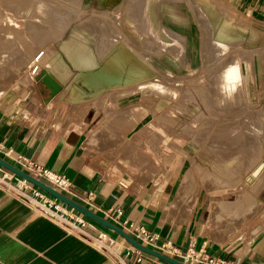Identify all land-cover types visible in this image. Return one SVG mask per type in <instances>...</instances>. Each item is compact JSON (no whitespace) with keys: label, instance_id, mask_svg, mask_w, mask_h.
Returning a JSON list of instances; mask_svg holds the SVG:
<instances>
[{"label":"crops","instance_id":"0c3cea01","mask_svg":"<svg viewBox=\"0 0 264 264\" xmlns=\"http://www.w3.org/2000/svg\"><path fill=\"white\" fill-rule=\"evenodd\" d=\"M227 5V10L251 12L250 27L261 24L252 12L264 11V0H231ZM222 26L230 39L237 37L228 24ZM131 37L128 36L129 41ZM241 55L237 58L243 60L239 63L244 83L238 89L241 95L236 105L257 106L251 112L261 121L264 98L259 93L264 89V75L256 74L251 79L244 70L257 63L246 62L247 59L260 60L264 65V55L254 50ZM56 56L61 69L49 73L61 82L62 89L55 96L36 77L20 81L16 88L0 96V157L27 173L31 171L24 161L63 176L68 187L57 189L59 192L143 245L129 223L171 241L180 250L192 245L202 248L211 258L232 264H264V181L259 179L258 189L254 187L251 192H233L236 189L232 188L198 193L189 203L177 201L175 177L163 167L164 161L163 166L151 170L149 164L142 165L147 159L136 154L138 162L134 152L125 149L122 156L136 165L138 162L137 166L144 170L130 174L118 170L110 156L116 147L113 144L121 137L106 123L117 108L134 107L133 85H102L97 76L104 74L95 72L101 68H64L63 60H67L59 52ZM146 89L135 91H142L143 98ZM145 104L141 99L135 106L144 108ZM140 134L137 138L147 137ZM170 156L176 160L175 154ZM148 173L152 174L144 180ZM41 180L51 185L46 179ZM19 183L18 176L0 166V264H168L137 250L115 231L45 192L57 207H50V213L44 212L41 199L32 195L33 188H21ZM218 204L232 206L221 210ZM110 208L121 210L115 221L110 220ZM249 208L253 211L245 215ZM77 216L84 218L83 225L77 222Z\"/></svg>","mask_w":264,"mask_h":264},{"label":"rangeland","instance_id":"374dc122","mask_svg":"<svg viewBox=\"0 0 264 264\" xmlns=\"http://www.w3.org/2000/svg\"><path fill=\"white\" fill-rule=\"evenodd\" d=\"M7 1L0 0V96L20 81L37 77L44 69L40 65L44 54L63 51L70 39L83 42L95 56L88 70L101 68L95 72L104 74L95 78L98 82L118 88L133 85L134 107L117 108L106 123L121 137L110 156L118 170L142 172L137 155L148 160L142 165L149 164L151 170L164 161L163 167L175 177L177 201L191 203L198 193L220 190L206 182L205 175H222L225 164L238 159L241 171L230 170L223 177L240 180L242 184L233 192L253 191L264 172V148L258 150L264 116L261 121L253 116L257 106L236 105L238 90L226 99V105L219 84L226 63L243 61L237 58L241 52L264 55V11L252 12L261 24L250 27L253 14L227 10L231 0H43L45 10L35 3L36 8L40 4L37 9L33 5L20 18L14 17L20 20L18 25L8 19ZM223 23L237 33L234 40L217 37ZM24 50L23 61L19 56ZM247 61L257 62L244 70L251 79L264 75L263 62ZM33 65L38 67L35 73ZM141 88H147L143 98L142 91H135ZM259 95L264 98L263 88ZM141 99L146 102L144 108L135 106ZM141 132L147 134L143 140L137 138ZM125 149L134 152L137 165L122 156ZM151 174H144V180Z\"/></svg>","mask_w":264,"mask_h":264},{"label":"bare ground","instance_id":"6f19581e","mask_svg":"<svg viewBox=\"0 0 264 264\" xmlns=\"http://www.w3.org/2000/svg\"><path fill=\"white\" fill-rule=\"evenodd\" d=\"M37 2L41 3V2H43V0H17V1L9 0V1H7L6 2V4H7L6 9L8 11H10V12H8L9 14H7L8 15V19H10L12 23L14 22V23H17L19 25L20 24V22H19L20 20H16V19L14 20V17L15 18L16 17L20 18L21 15L26 13V11L31 6L35 5V3L37 4ZM22 4H25V5L22 6ZM41 5H42V3H41ZM38 6H37V8H38ZM35 8H36V5H35ZM35 8H34V10L37 9V8L36 9ZM48 8H46V9H48ZM39 9H40V7H39ZM31 10H33V7H32ZM31 10H29L30 13L32 12ZM34 10H33L32 13L35 15ZM43 10H45V8ZM30 13H29V15H30ZM37 13H38V11H37ZM34 15H33V17H35ZM42 15L43 14H40L39 16H42ZM25 16H26V14H25ZM39 16L37 15V17H39ZM217 37L219 39H230L231 38V36L229 35V33L227 32V30H226V28L224 26L220 27V29H219V31L217 33ZM26 52H27V50H24L23 53L19 56V57H21V59L23 61L26 58V54H27ZM58 52L61 55H63L65 57V59L67 60V61L63 60L62 66L64 68L66 66L70 65V67H73L77 71H85V70L88 69L87 67H91L94 64V62H95L93 60V59H95L94 54L91 52V50L89 49V47L85 43L70 39L66 43L63 44V51H52L51 53H48L46 55L44 54V56L42 57L41 60L43 62L40 65L47 64V65L44 66V69L47 70L48 72L52 73V74L55 73V69H61L60 61H58V58H57L58 56H56V53H58ZM42 53H43L42 51L37 53L35 55V57H34V61H36L38 58H40ZM46 59H47V62H46ZM41 60H40V62H41ZM68 62H69V64H68ZM232 63H234V62H231L230 64H232ZM29 65H27V66H29ZM32 68H33L32 69L33 73H35L36 70L38 69V67L36 65L34 67H32ZM95 69H97V68H95ZM161 87L162 86H160L158 88H161ZM199 112H201V111H199ZM199 114H201V113H199ZM196 117H197V115L195 116V119H196ZM262 139L263 140H261V145L259 146V149H258L259 152H261L262 149L264 148V137ZM165 163H168V161L165 162ZM239 164H241V162L238 161V159L231 160V161L227 162L225 164L227 168H225V170L223 171L222 175L218 174L217 172L207 174V175L204 176L206 178L205 179L206 182H209L211 185H214V186H216L219 189H232V188H236L237 186H240L242 184V183H240V180L231 179V177H229L230 175H226L227 176L226 178L223 177V175L226 174L227 172H229L230 170H234L236 172L241 171V168H240ZM198 171H200V168H199V165L197 164L196 165L197 174H199ZM260 179L262 181H264V173L261 175ZM258 185L259 184L257 183V185L255 186L256 190L258 189ZM244 191L246 192V189ZM218 206H219L218 208H220L221 210L222 209L225 210L226 208L230 209L232 205L218 204ZM234 206H235V204H234ZM252 211H253V208L246 209L245 210V215H248Z\"/></svg>","mask_w":264,"mask_h":264},{"label":"built area","instance_id":"2783aa9c","mask_svg":"<svg viewBox=\"0 0 264 264\" xmlns=\"http://www.w3.org/2000/svg\"><path fill=\"white\" fill-rule=\"evenodd\" d=\"M33 73V71H32ZM24 165L31 171L29 174L35 176L36 178H44L51 183L56 190L57 189H66L68 187V182L63 176L54 174L44 168L38 167V165L33 164L32 162L24 161ZM19 186L21 188H25L27 186H31L33 188L32 195L35 197H39L41 199V205L44 212L50 213L52 212L50 207L55 209L56 201L50 199L44 191L41 189L31 185L26 180L19 177ZM110 213V220L115 221V218L121 215V210L118 208H110L108 211ZM76 220L81 225L84 224V218L81 216H77ZM134 232L135 236L139 241H142L147 247L158 251L160 253L166 254L174 259L183 261L188 264H232L225 259L222 258H211L208 256L202 248H194L192 245L186 247L185 250H180L174 244H172L169 240H161L158 236L154 234H149L142 226L133 225L132 223L128 224Z\"/></svg>","mask_w":264,"mask_h":264},{"label":"water","instance_id":"95a60500","mask_svg":"<svg viewBox=\"0 0 264 264\" xmlns=\"http://www.w3.org/2000/svg\"><path fill=\"white\" fill-rule=\"evenodd\" d=\"M37 80L49 91L51 96H55L61 89L62 86L58 80H56L47 70L43 69L37 75ZM0 166L7 169L8 171L12 172L16 176L26 180L28 183L34 185L35 187L41 189L48 195L52 196L56 200H59L63 204L69 206L71 209L79 212L80 214L84 215L85 217L99 223L100 225L109 228L119 235H121L130 245H132L137 250L154 256L168 264H188L183 261L174 259L166 254L160 253L155 251L141 243L137 240L132 238L127 232H125L120 227L116 226L115 224L109 222L108 220L104 219L103 217L97 215L96 213L92 212L87 207L83 206L82 204L76 202L75 200L69 198L68 196L64 195L63 193L56 190L53 186L45 183L39 178L25 172L24 170L17 168L16 166L8 163L3 158L0 157Z\"/></svg>","mask_w":264,"mask_h":264},{"label":"clouds","instance_id":"9594fccd","mask_svg":"<svg viewBox=\"0 0 264 264\" xmlns=\"http://www.w3.org/2000/svg\"><path fill=\"white\" fill-rule=\"evenodd\" d=\"M43 5H41V11ZM43 14V13H42ZM228 49L224 48V53L226 54ZM244 78L241 73V67L239 61L227 65L220 74V92L225 99H232L237 90L243 85ZM161 92L164 88L159 89Z\"/></svg>","mask_w":264,"mask_h":264}]
</instances>
